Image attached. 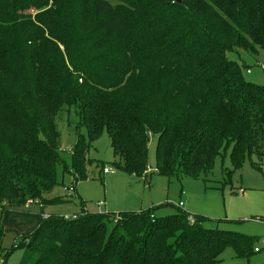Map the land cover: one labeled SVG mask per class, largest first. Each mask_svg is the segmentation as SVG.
<instances>
[{
	"label": "trees",
	"instance_id": "16d2710c",
	"mask_svg": "<svg viewBox=\"0 0 264 264\" xmlns=\"http://www.w3.org/2000/svg\"><path fill=\"white\" fill-rule=\"evenodd\" d=\"M235 48L264 49V0H0V212L58 184L59 115L72 107L87 128L71 150L77 179L104 129L130 175L145 174L153 139L168 177L199 178L229 148L236 166L263 158L264 84L246 79ZM43 214L21 264H227L229 247L256 252L254 237L185 211ZM5 234L0 222L6 258L16 246Z\"/></svg>",
	"mask_w": 264,
	"mask_h": 264
},
{
	"label": "rangeland",
	"instance_id": "374dc122",
	"mask_svg": "<svg viewBox=\"0 0 264 264\" xmlns=\"http://www.w3.org/2000/svg\"><path fill=\"white\" fill-rule=\"evenodd\" d=\"M233 51L229 56L243 66L246 79L264 84V49L235 48ZM59 116L60 154L68 167L66 170L59 168L58 184L44 194L46 201L0 212V222L6 230L3 247L12 250L16 246L6 258L0 253V258L5 259L0 264H21L28 243L34 238L32 234L43 221L42 213L61 220H69V217L82 213H106L115 220L122 211H152L160 218L185 211L206 217V228L252 236L259 249L250 257L240 258L229 247L221 255L223 263L264 264V157L254 154L236 166L232 148H229L216 156L212 170L199 178L186 173L171 177L157 173L147 177L130 175L115 167L114 162L119 157L114 154L110 135L104 129L90 141L89 157L93 163L88 167V178L77 179L72 172L71 150L79 133L87 135V128L80 125L75 107ZM156 156L157 145L153 139L148 164L155 167ZM105 167L115 172L104 173ZM70 186L76 189L72 194L64 188ZM181 200L185 203L183 207L178 206ZM101 201L105 204L100 205ZM113 225L109 224V233ZM32 262L33 259L29 264Z\"/></svg>",
	"mask_w": 264,
	"mask_h": 264
},
{
	"label": "built area",
	"instance_id": "2783aa9c",
	"mask_svg": "<svg viewBox=\"0 0 264 264\" xmlns=\"http://www.w3.org/2000/svg\"><path fill=\"white\" fill-rule=\"evenodd\" d=\"M159 169L155 166H151L150 164H147V167H146V171H145V174L144 176L147 177L149 174H153V173H158ZM115 170L114 169H111V168H108V167H105L104 168V173H114ZM65 190L69 193V194H72L74 191H75V188L73 186H70V187H65ZM244 190L241 189V192H243ZM184 192V191H183ZM100 205H104L105 203L103 201H101L99 203ZM184 201H179L178 203V206L179 207H183L184 206ZM49 215H43L44 218H47ZM77 215H74L72 217H69V219H73V218H76ZM118 218L115 219V221H117ZM189 220L190 222L194 223V218L192 216L189 217ZM256 251H258L259 249L256 247L255 248ZM0 262H5V259L4 258H0Z\"/></svg>",
	"mask_w": 264,
	"mask_h": 264
},
{
	"label": "water",
	"instance_id": "95a60500",
	"mask_svg": "<svg viewBox=\"0 0 264 264\" xmlns=\"http://www.w3.org/2000/svg\"><path fill=\"white\" fill-rule=\"evenodd\" d=\"M176 1L179 2V3H184V0H176Z\"/></svg>",
	"mask_w": 264,
	"mask_h": 264
},
{
	"label": "crops",
	"instance_id": "0c3cea01",
	"mask_svg": "<svg viewBox=\"0 0 264 264\" xmlns=\"http://www.w3.org/2000/svg\"><path fill=\"white\" fill-rule=\"evenodd\" d=\"M184 191V190H183ZM185 192V191H184ZM183 201V200H182Z\"/></svg>",
	"mask_w": 264,
	"mask_h": 264
}]
</instances>
